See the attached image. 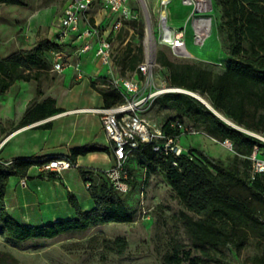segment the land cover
I'll use <instances>...</instances> for the list:
<instances>
[{"label":"rangeland","instance_id":"1","mask_svg":"<svg viewBox=\"0 0 264 264\" xmlns=\"http://www.w3.org/2000/svg\"><path fill=\"white\" fill-rule=\"evenodd\" d=\"M25 1L26 5L23 6L0 3L1 55L21 47H31L40 37L51 34V38H55L50 30L52 27L56 30L55 24L65 1ZM211 1L212 10L207 13L213 21L211 34L199 44L194 43L190 25L192 6L184 5L182 0L170 3L169 25L184 29L190 55L180 58L169 53V56L181 61L202 63L219 71L226 57V42L221 28V5L219 0ZM130 6L136 18L128 20H134L136 27L127 23L117 32L118 35L116 33L113 60L116 66L128 41L135 48L140 44L143 47V60L148 50L149 56L157 64L153 67L150 81L152 91H157L168 84L167 69L156 61V54L161 46L153 42V38L159 34L156 0H134ZM43 10L48 13V21L31 23L30 16ZM94 13L96 12L89 11L91 19ZM65 48L68 54L75 49L70 44ZM72 56L75 58L76 55ZM86 62L80 71L74 67H65L58 72L52 67L42 75L39 82L16 81L0 96V139L8 137L0 149V158L3 160L71 155L72 148L89 141L109 147L108 152L94 151L77 156V166L63 171L60 176L55 175V179L45 177V172L39 165L31 168L27 178L11 176L5 203L8 211L22 223L41 224L72 217L74 210L68 202L69 195H74L85 209L90 201L86 181L100 183L105 178L109 179L107 170L113 168L115 159L102 129L100 115L93 109L103 106L101 95L96 89L110 87V83L96 57L90 55ZM116 70L121 75L130 74L128 69L123 73L119 66H116ZM159 95L161 94L155 96L150 107L143 113L150 123L158 126L166 119L178 115L173 109L158 104ZM46 97L54 99L57 110L46 118L20 125L21 106L33 105ZM79 109L87 111H75ZM182 118L187 126L192 124L185 117ZM178 142L184 151L198 148L224 163L230 162L234 155L232 148L223 141L206 134H182ZM140 161V154H134L127 160L124 180L128 182L129 190L126 193L120 192L136 208L131 222L100 224L81 233L28 240L19 246L10 244L0 236V251L12 253L20 264H162L163 256L171 252L175 241L188 249L191 247L190 239L178 219L182 205L171 190L165 173L158 169L146 177ZM79 168L85 175L81 174ZM117 237L126 241L125 248L120 253L109 246L110 241ZM262 251L264 241L250 238L240 253L224 250L219 254V259L231 264H251V258ZM191 252L195 254L193 248ZM204 264L221 263L209 261Z\"/></svg>","mask_w":264,"mask_h":264},{"label":"trees","instance_id":"2","mask_svg":"<svg viewBox=\"0 0 264 264\" xmlns=\"http://www.w3.org/2000/svg\"><path fill=\"white\" fill-rule=\"evenodd\" d=\"M0 3L26 5L25 0H0ZM219 3L226 42V57L221 70L171 58L169 53L182 56L174 54L164 44H160L156 54L157 63L167 69L168 85L199 94L214 110L236 125L224 121L191 94L165 92L158 96L160 106L171 108L178 114L161 124L166 134H177L178 131L169 124L176 118L185 123L182 118L185 117L208 136L219 141L229 140L234 152L228 163L198 148L175 157L171 153L153 151L152 144L148 143L136 153L141 156L146 177L158 169L165 173L171 190L182 205L178 219L190 239L188 249L175 241L171 252L163 256L162 264H204L209 261L231 264L220 260L219 254L224 250L240 253L250 238L264 241V173H252L248 157L255 145L264 146V142L239 128L264 131V0H219ZM127 23L136 27L134 20H125L122 26ZM140 32L143 33L142 26ZM64 46L65 43L41 37L29 48L0 54V96L16 81L39 82L42 75L53 67V52L62 51ZM142 61L143 47L139 44L135 48L128 41L116 66L123 73L127 69L132 73ZM96 90L103 106L123 100L121 93L111 86ZM56 110L54 99L46 97L28 105L19 124L46 118ZM94 151L108 152L109 147L87 142L72 148L70 157L75 161L77 156ZM45 158L49 156L15 157L11 162L0 159V236L10 244L19 246L28 240L50 239L66 233H81L100 224L133 220L136 208L108 178L88 186L92 200L89 209H83L78 199L69 195L68 202L74 210L72 217L41 224H25L17 220L5 203L8 180L11 176L27 178L29 168L40 165ZM173 160L177 165L172 163ZM79 171L85 175L81 168ZM45 177L55 179V174L45 173ZM125 245L126 241L121 237L109 244L119 253ZM192 248L195 254H192ZM250 262L264 264V251L254 255ZM0 264L20 263L12 253L0 251Z\"/></svg>","mask_w":264,"mask_h":264},{"label":"built area","instance_id":"3","mask_svg":"<svg viewBox=\"0 0 264 264\" xmlns=\"http://www.w3.org/2000/svg\"><path fill=\"white\" fill-rule=\"evenodd\" d=\"M132 1L134 0H66L62 13L55 24V40L65 43L74 40L72 37L76 36L75 38L80 41L75 48L78 54L88 51L92 48L93 42L95 43L94 55L104 67L110 86L118 90L123 97L119 103L108 107L94 108L93 111L100 115L102 129L110 142L115 159L114 166L107 170V175L115 188L124 193L129 190L128 182L124 180L127 160L140 151L144 145L151 143L153 151L163 154L171 153L177 157L189 152V148L184 151L183 147L179 145L178 140L182 134H206L193 125L187 126L176 118L171 120L169 125L178 133L171 136L162 130L161 125L150 123L143 115L158 94L165 92L193 94L192 91L185 88L166 84L162 89L152 91L150 81L153 76V67L157 64L149 56L148 50L146 58L137 65L134 72L129 75H121L117 72L113 60L114 36L120 30L123 21L136 18L130 6ZM171 2L172 0H156L159 34L153 38V42L155 45L156 43L168 45L174 54L187 56L190 53L186 47L184 29H177L169 25ZM182 3L192 6L191 16L199 13L193 1L182 0ZM95 4L104 9L110 17L105 27L91 22L88 13ZM53 55L55 58L53 68L60 72L69 62L62 51L53 52ZM76 69L79 70L78 65H76ZM239 128L264 142V131ZM7 139L8 137L0 139V149ZM223 143L232 148L229 140L226 139ZM248 157L251 160L252 173H264V146L255 145ZM7 162H11V159ZM172 163L177 165L175 160ZM39 166L45 173H54L56 176H60L63 171L73 168L77 164L70 155L63 154L49 156ZM90 184L89 180L86 181L87 187Z\"/></svg>","mask_w":264,"mask_h":264},{"label":"crops","instance_id":"4","mask_svg":"<svg viewBox=\"0 0 264 264\" xmlns=\"http://www.w3.org/2000/svg\"><path fill=\"white\" fill-rule=\"evenodd\" d=\"M64 1H66V0H64ZM173 1V0H172ZM3 4V3H2ZM64 4H65V2H64ZM64 4H63V7L61 8V13H62V10H63V8H64ZM91 11H95L96 13H94L93 15H92V21L93 22H95V23H98L100 26H103V25H107L108 24V22H109V19H110V17H109V15L105 12V10L104 9H102L98 4H95L94 5V7L91 9ZM48 13H45V11L43 10V11H37V12H35L34 14H32L31 16H30V22L31 23H37V22H40V21H48V18H47V15ZM88 15H89V13H88ZM90 16V15H89ZM50 33H52L53 34V37H55V38H51V34L50 35H48V36H44V37H46V38H48V39H51V40H55L56 39V36H55V29L52 27L51 28V30H50ZM76 36H73L72 38H74V40H72V41H67V42H65V46H64V49L62 50V52L64 53V55L66 56V58H67V60H68V62H69V64H65V66L63 67V69L65 68V67H74L75 69H76V65H78V69L79 70H77V71H80L81 70V67H82V65L83 64H86L87 62V60L89 59V57H90V55H92V56H94L95 57V55H94V52H95V43L93 42V46H92V48L91 49H89L88 51H86V52H83V53H80V54H78V53H76V51H75V49H73V51H72V53L71 54H68V52H67V50H66V45L67 44H70L71 46H74L75 48H76V46L80 43V41L79 40H77L76 38H75ZM41 38V37H40ZM39 39V38H38ZM21 48H23V47H21ZM27 48H29V47H27ZM19 49V48H18ZM70 53V52H69ZM72 55H76L75 56V58L72 56ZM101 64V63H100ZM101 67H102V65H101ZM103 68V70H104V72H105V69H104V67H102ZM62 69V70H63ZM80 75V74H79ZM28 102V101H27ZM26 107H27V104H24L23 106H21V109H20V119H21V117H22V115H23V113H24V111H25V109H26ZM106 137V136H105ZM107 139V138H106ZM108 141V140H107ZM89 142H96V141H89ZM98 143V142H97ZM110 143V142H109ZM105 145V144H104ZM7 160V159H6ZM9 160V159H8ZM33 166H36V165H33ZM33 166H31L30 168H29V170H28V172H27V175L30 173V170H31V168L33 167ZM92 206V200L90 199V201H89V204H88V206H87V208H85V209H89V207H91ZM84 209V208H83Z\"/></svg>","mask_w":264,"mask_h":264},{"label":"bare ground","instance_id":"5","mask_svg":"<svg viewBox=\"0 0 264 264\" xmlns=\"http://www.w3.org/2000/svg\"><path fill=\"white\" fill-rule=\"evenodd\" d=\"M195 3L196 10L198 14L192 15L190 19V25L193 29L194 40L196 43L203 42L206 38L209 37L210 28L212 27L213 21L211 17L207 14L212 10V1L211 0H188ZM193 94H196L193 92ZM203 101H206L204 97H200ZM75 111H87L85 109H79ZM73 111V112H75Z\"/></svg>","mask_w":264,"mask_h":264},{"label":"water","instance_id":"6","mask_svg":"<svg viewBox=\"0 0 264 264\" xmlns=\"http://www.w3.org/2000/svg\"><path fill=\"white\" fill-rule=\"evenodd\" d=\"M191 95H193L194 97H196L197 99H199L202 103H204L207 107H209L215 114H217L220 118H222L224 121H226L227 123H229V124H231V125H233V126H236V125H234L232 122H230L228 119H226L225 117H223L221 114H219L216 110H214L213 108H212V106L207 102V101H203L200 97V95L199 94H191Z\"/></svg>","mask_w":264,"mask_h":264}]
</instances>
